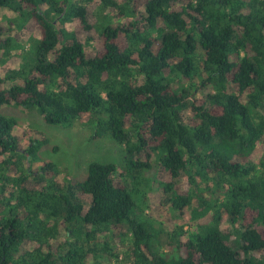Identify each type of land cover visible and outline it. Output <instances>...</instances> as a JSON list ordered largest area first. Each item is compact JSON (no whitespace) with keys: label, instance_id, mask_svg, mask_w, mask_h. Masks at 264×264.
I'll return each mask as SVG.
<instances>
[{"label":"trees","instance_id":"trees-1","mask_svg":"<svg viewBox=\"0 0 264 264\" xmlns=\"http://www.w3.org/2000/svg\"><path fill=\"white\" fill-rule=\"evenodd\" d=\"M82 1L0 0V110L124 146L130 185L115 163L35 168L44 141L24 149L0 114V264H264V0H100L96 22ZM27 27L13 68L8 31ZM190 83L205 97L188 106ZM154 184L172 231L146 213Z\"/></svg>","mask_w":264,"mask_h":264},{"label":"rangeland","instance_id":"rangeland-1","mask_svg":"<svg viewBox=\"0 0 264 264\" xmlns=\"http://www.w3.org/2000/svg\"><path fill=\"white\" fill-rule=\"evenodd\" d=\"M76 4H81L82 0H71ZM118 3H124V0H116ZM100 0H94L89 5L91 14L94 16L93 21L96 22V15L98 13V6ZM42 10H47V6H42ZM12 12L7 9H0V22L4 25H8ZM117 22L118 20H114ZM125 20H122L124 22ZM58 28H61V23L56 20ZM10 35L18 36L20 38V45L22 48L13 53L8 60V65L15 67L21 65L23 62L21 57H31L32 47L31 38L32 32L27 28L22 30L11 29L8 31ZM86 38V37H84ZM98 43L93 41L86 49L90 54L95 53L98 49ZM7 65V63H6ZM1 69V64H0ZM143 79H141V82ZM11 86V83H5V87ZM190 90L191 97L188 99V106H190L195 99H201L205 97V92L196 87L191 86V83L186 85ZM0 114L16 120L25 130L28 131L27 137L22 135V146L27 149L32 141L39 140L44 141L42 147L38 152L40 156L39 163L35 164V168L39 167L44 162H52L62 171L63 176H68L77 181L84 180L87 176L88 166L93 161L115 163L118 167L116 173L117 180H126L130 185V180L127 177L122 176V172L126 168V152L124 146L118 145L108 137H102L93 139L92 131L85 129L84 126L76 124L71 128H64L58 126L48 125L40 114L35 110H25L16 106H5L0 110ZM5 159L4 156H0V163ZM155 170L151 176L154 178ZM148 205L146 213L154 218V221L162 222L168 231L174 230L179 224L184 221V218L175 211L171 205L166 203L163 190L154 184L152 190L147 194ZM188 229V228H186ZM193 230H196L195 228ZM227 232L232 233V229L229 228ZM235 236L232 235L230 244L236 246ZM257 258L264 261V252L257 253Z\"/></svg>","mask_w":264,"mask_h":264}]
</instances>
